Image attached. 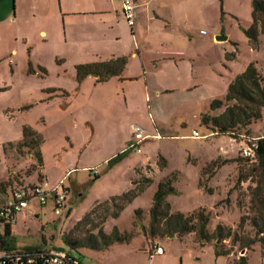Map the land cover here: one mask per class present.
<instances>
[{
  "label": "rangeland",
  "instance_id": "obj_1",
  "mask_svg": "<svg viewBox=\"0 0 264 264\" xmlns=\"http://www.w3.org/2000/svg\"><path fill=\"white\" fill-rule=\"evenodd\" d=\"M14 1L9 2L12 14L15 6L22 12L34 5L33 0ZM161 2L160 7L171 12L174 28L164 32L163 25L156 24L146 50V72L133 59L124 74L138 77L135 81L113 78L97 83L90 76L79 83L78 65L106 61L85 47L72 50L61 44L64 25L58 16L53 27L51 20L27 17L18 28L34 33V38L12 42L8 47L15 51L0 58V205L9 188L22 184L52 188L64 180L69 194L59 213L51 199L42 207L31 202L39 217L29 218L24 209L10 236L0 223L7 245L4 250L0 241V253L65 251L81 264H264L259 243L244 249L238 242L241 236L254 237L249 219L242 223L241 218L254 216L251 190L260 180L255 163L242 156L245 136L214 133L201 121L205 114L223 111H211V101L223 99L229 84L250 63H257L264 78V34L258 37L257 49L246 34L254 23L252 0ZM0 6L3 12L6 3L0 0ZM80 20L90 22L88 17L76 19L77 27L83 26ZM38 24L49 31L47 39L37 35ZM215 35L227 40L214 47ZM179 49L184 53L181 70L174 73V62L162 58ZM158 59L156 68L153 61ZM194 86L199 87L189 91ZM132 126L160 138L142 142L137 153L128 149L136 143ZM27 127L41 136L39 146L35 137L23 146ZM251 130L252 138L264 136V111ZM194 131L201 138H194ZM121 150L125 154L113 160ZM93 170L99 172L97 178L89 172ZM167 181L174 189L166 198L172 214L204 210L210 216L207 240L195 233L161 238L151 228L155 194ZM129 192L128 200L113 201ZM217 226L231 235L217 239ZM114 228L130 236V242L105 250L87 247L100 229L110 235ZM65 237L86 247L72 248ZM155 246L165 253L151 259L148 253Z\"/></svg>",
  "mask_w": 264,
  "mask_h": 264
},
{
  "label": "trees",
  "instance_id": "obj_2",
  "mask_svg": "<svg viewBox=\"0 0 264 264\" xmlns=\"http://www.w3.org/2000/svg\"><path fill=\"white\" fill-rule=\"evenodd\" d=\"M252 6L254 23L246 34L249 39L252 40L254 48L257 49L259 43L258 37L264 34V0H252ZM259 22L261 24L258 28ZM128 62L129 60L127 57H120L96 64L78 65L76 67L77 80L79 83H82L86 78L92 75H98L97 83H106L113 78L121 79ZM49 93H56V91L50 90ZM53 97L55 96H51L50 99ZM222 108L223 111L216 116H210L208 114L203 115L201 118L202 124L213 131L216 130L217 133L221 135H230L234 137L245 136V141L252 138L250 137L252 133L251 127L262 120L264 111V78L256 62L250 63L243 73L237 75L232 80L228 86L227 94L223 99H214L211 101V111H217ZM242 131H245L244 135ZM31 137L37 139V146L41 144V136L27 127L24 128L25 141L23 146L28 145L26 141ZM257 139V162H255L254 170L259 173L260 180L257 182L255 188L251 190V210L254 212V216L252 218H241L242 223H244L246 219H249L250 225L254 231V237L249 238L241 236L239 238L238 242H240L241 248L244 249L252 248L258 243L264 248V136ZM124 154L125 152H122V154L118 155L113 160L120 158ZM37 158L41 162L40 154H37ZM13 190L14 188H9L7 194L4 195L5 199L8 200ZM173 192L174 189L171 187L170 181L159 184L153 205L150 209L151 228L157 229V234L161 238L173 235L184 237L195 233L197 237L207 240L208 233L206 228L209 224L210 216L205 214L204 210H198L190 215H185L180 212L172 214L166 198ZM131 195L132 192H129L121 197H116L113 201H126ZM136 214L140 215V211H137ZM0 223L4 224L1 221ZM5 225V235L10 236L12 233V226L8 224ZM214 235L217 239L223 240L231 234L229 230L227 236H225L223 234V227L217 226ZM92 239L94 241L93 244L87 245V247L95 250H105L115 244L129 243L131 237L126 234H121L117 228H114L110 235L105 234L103 230L100 229L98 235L93 236ZM0 241L1 248H6V242L1 234ZM66 242L72 248L86 247L71 242L67 238ZM217 255H227V253L217 252ZM244 259V257H241L240 261L243 263V261H245Z\"/></svg>",
  "mask_w": 264,
  "mask_h": 264
},
{
  "label": "crops",
  "instance_id": "obj_3",
  "mask_svg": "<svg viewBox=\"0 0 264 264\" xmlns=\"http://www.w3.org/2000/svg\"><path fill=\"white\" fill-rule=\"evenodd\" d=\"M3 1L6 3V9L0 12V58L3 54L8 55L15 51L8 47L12 42H17L19 38L27 41L34 38V33H29L27 30L18 31V28L21 29L23 24H26L27 17L34 18L36 22L41 20L43 23L51 20V23L58 16L64 25L61 44L71 46L72 50L85 47V50L91 52L92 56L98 57L102 61L120 57L128 58L129 62L121 79H119L120 81L138 80V77H131L130 75L125 77L127 75H124L133 59L139 60L143 72H146V50H148L147 46L153 42L156 24L163 25L164 32L174 28L171 12H168L166 7H160L161 0H134L136 18L133 25L128 24L124 18L122 0H33L34 5L29 11L19 12L15 6L16 9L13 14L9 7L11 0ZM14 2L16 4L17 0ZM1 8L3 7L0 6ZM87 17L90 19L89 24L80 20L78 23L84 27H77L76 19H86ZM38 25L40 29H38L37 35L42 39H47L49 31L41 27L44 25ZM51 25L53 27L52 23ZM160 28L162 27L160 26ZM216 37L218 36L215 35L212 40L214 47L221 45ZM183 54L179 49V53L176 55L166 54L162 60L174 62L171 70L178 73L181 70L179 61L183 60ZM158 61L159 59L153 61L156 68L159 67ZM221 64H223L222 61ZM198 87H190L189 91ZM121 152L124 151L121 150ZM2 197L3 203H5L7 199L5 196ZM32 202H35L34 207L38 205L36 201ZM31 204L27 209L28 217L29 214L33 213L34 217L38 218L39 216L36 215V210L31 207Z\"/></svg>",
  "mask_w": 264,
  "mask_h": 264
},
{
  "label": "built area",
  "instance_id": "obj_4",
  "mask_svg": "<svg viewBox=\"0 0 264 264\" xmlns=\"http://www.w3.org/2000/svg\"><path fill=\"white\" fill-rule=\"evenodd\" d=\"M123 14L128 24L133 25L136 16V5L134 0H122ZM136 143H132L128 149H136L141 153L140 144L150 138L158 139L160 135L149 136L139 126H132ZM194 138H201L197 131L193 133ZM258 148V139L249 138L245 141L242 148V156L250 162H257L256 150ZM95 177L99 174L97 170L89 171ZM70 175V172L67 176ZM69 189L65 188L64 180L52 188L44 183L43 185H31L26 187L21 185L15 187L8 200L0 206V221L4 224L13 226L17 222V216L24 209H28L32 201H36L39 206H46L49 200H53L54 208L57 213L66 207V199ZM34 214H29L33 218ZM165 253L161 246H155L148 254L151 259L155 256H161ZM0 264H81L80 261L71 253L65 251H2L0 253Z\"/></svg>",
  "mask_w": 264,
  "mask_h": 264
},
{
  "label": "water",
  "instance_id": "obj_5",
  "mask_svg": "<svg viewBox=\"0 0 264 264\" xmlns=\"http://www.w3.org/2000/svg\"><path fill=\"white\" fill-rule=\"evenodd\" d=\"M216 40L221 42V41H226L227 38L226 37H222V36H218V37H216ZM91 77L98 78V75H92ZM214 133H217V131L214 130Z\"/></svg>",
  "mask_w": 264,
  "mask_h": 264
}]
</instances>
